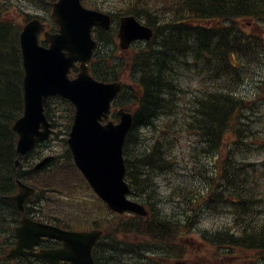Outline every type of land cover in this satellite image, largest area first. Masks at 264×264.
Masks as SVG:
<instances>
[{
  "label": "trees",
  "instance_id": "16d2710c",
  "mask_svg": "<svg viewBox=\"0 0 264 264\" xmlns=\"http://www.w3.org/2000/svg\"><path fill=\"white\" fill-rule=\"evenodd\" d=\"M126 2L120 12L136 15L155 30L153 40L139 49L127 64L134 86H126L124 94L122 93L117 102L134 113V126L125 144L127 176L135 194L147 201L153 208V213L147 218L133 214L118 215L109 211L101 200L90 193L88 201L92 207L87 214L93 216L89 224L105 227L106 234L100 242L109 237L113 259L118 260L122 259L125 252L129 257L134 254L140 255L145 250L167 253L169 244H176L180 249L188 248L184 239L188 233L183 228L192 226L195 214L188 215L182 222L156 206L159 192L155 174L173 166L169 157L170 140L164 135L162 139L148 141L150 136L144 133L146 129L157 130L162 117L175 116L178 113L182 91L188 87V83H185L188 71H195L200 75V80L190 102L189 111L183 118V125L186 124L189 130L197 135V141L204 144L205 152L209 153V156L218 154L221 162L218 167H221L214 169L209 175L201 174L199 181L202 185L197 187V190L195 184L199 181L190 179L189 184L182 187L179 193L183 194L187 207L193 212L196 211L197 203L199 209L202 208L200 204L218 207L225 201L222 191L230 193L244 187L241 180L243 175L237 170L241 169L239 164L243 161L242 145L235 148V142L231 141L232 145L228 150L232 152L225 160L221 149L224 141H230L227 139L230 136L236 135L239 139L243 135L244 142L251 131L246 122L252 120L251 108L248 100L239 94L237 87L245 76V71L253 69L257 63H264V45L253 47L255 41L251 39V34L236 23L240 19L252 21L263 19L264 0H126ZM5 8V2L0 0V202H6L3 195L9 193L13 187L16 190L17 172L23 180L34 182L38 189L42 187L36 183L38 179L34 176L35 171L32 167L23 169L24 166H16L17 134L12 125L22 114L24 107V70L19 43L21 26L13 24ZM105 58L107 60L103 58V64L111 72L101 70L100 66L94 63L93 73L98 78L108 80L124 76L121 73L124 62L113 63L117 67L115 68L111 66L109 58ZM126 92L131 94V98L124 101L122 98ZM59 104H63L62 107L65 109L64 132H67L72 124L74 107L63 98L56 97L50 100L46 113L59 129V133H62V122L57 112ZM42 147L49 145H45L44 142L38 144V150L33 151V154H37ZM25 157L22 158L23 161ZM61 157L64 166L62 169H59L57 156L46 165L45 170L53 173L54 177L58 171L66 173L71 168L76 171L68 149ZM195 158L197 162H201L200 156ZM47 188L51 192L57 190V184L51 177L48 179ZM87 188L88 185L80 176L77 189L86 192ZM189 188L192 194L188 196L184 190ZM237 194L241 198L239 204L246 207L250 199L242 198L241 192ZM77 199L78 207H82L83 198ZM243 212L248 213L245 209ZM8 213L9 209L6 206H0V220L2 215ZM249 216L250 214L245 216V219ZM45 219L49 220L50 216ZM242 231L238 234L212 233L207 236V241L219 252L221 247L254 250L255 259L252 261H255V264H264V220L252 229ZM123 234H134L133 238L142 237L149 242L127 241L121 237ZM104 247L99 246L97 250L99 256Z\"/></svg>",
  "mask_w": 264,
  "mask_h": 264
},
{
  "label": "water",
  "instance_id": "95a60500",
  "mask_svg": "<svg viewBox=\"0 0 264 264\" xmlns=\"http://www.w3.org/2000/svg\"><path fill=\"white\" fill-rule=\"evenodd\" d=\"M54 6L53 16L61 26V33L50 36L52 46L49 49L37 45V34L41 27L38 20L29 23L21 35L26 69V106L25 114L14 125L20 135L18 152L26 153L33 147L36 139L47 138L52 132L44 115L48 97L53 94L67 97L77 107L69 139L76 163L111 208L120 212L132 210L144 214L141 205L126 199L129 189L123 181V145L132 125V117L121 110L119 124L100 123L103 116L108 117L110 102L120 91L121 85L94 80L87 67L96 44L91 37L92 26L96 24L108 28L110 18L83 8L80 0H59ZM151 36L152 30L138 23L133 16L122 18L120 37L124 48L133 39H149ZM63 50H67V53ZM76 60L82 62L81 72L78 78L70 80L67 74ZM20 186V193L13 196L12 200L22 209L24 200L32 190L24 185ZM18 231L22 239L29 233L64 239L75 251L87 253L82 258L71 257L76 264H94L90 251L100 235L99 231L63 232L28 220L23 221Z\"/></svg>",
  "mask_w": 264,
  "mask_h": 264
},
{
  "label": "rangeland",
  "instance_id": "374dc122",
  "mask_svg": "<svg viewBox=\"0 0 264 264\" xmlns=\"http://www.w3.org/2000/svg\"><path fill=\"white\" fill-rule=\"evenodd\" d=\"M10 5L8 7V10L10 15L15 18V21L20 23L23 19L22 16L16 11L18 8L19 10L26 11L32 15H39L40 17L49 18V14L37 7L34 2H30L29 0H6ZM49 12V11H48ZM49 22V21H48ZM253 30L256 34L259 36H264V29H259L253 26ZM132 52V51H131ZM130 52V53H131ZM129 53V54H130ZM129 54H124V57L129 58ZM253 79V78H250ZM245 91L247 93L250 92V90H255L253 82L248 81L245 83ZM256 120L258 121L261 117H264L263 113H259L255 116ZM193 138L187 134L180 135V139L177 140L175 144V152L174 155L176 156V159L178 160V165H176L175 169L172 170L170 173L167 174H160L159 180L162 185V190L164 191V197H163V207L167 209H175L173 207H170V204L172 203L173 199H169L168 192L170 189H173L174 184H167L168 182H175L177 180H180L184 178V168L187 166L192 170V172L197 175L199 173L198 171V164L196 161H192L193 158L190 156L191 152V140ZM256 146V144H254ZM251 151L256 152V156H252L253 160H256L259 162V160H262V163L259 164L257 167L262 172H264V147L258 146L257 148H250ZM176 204H179V201L176 202ZM180 208H176V211H180ZM5 217V216H2ZM232 215L229 213H220V214H212V213H205L203 214V219L201 221V224L199 226V230H205L207 229H233L234 225L231 221ZM232 223V224H231ZM197 240L191 239L188 242V246L190 247V250L193 252V255L190 257V259L187 261L186 264H230L235 262L237 259L236 257H221L217 254L216 251L211 249L208 246L203 245L202 239L197 237ZM202 242V243H201Z\"/></svg>",
  "mask_w": 264,
  "mask_h": 264
},
{
  "label": "flooded vegetation",
  "instance_id": "af4514ba",
  "mask_svg": "<svg viewBox=\"0 0 264 264\" xmlns=\"http://www.w3.org/2000/svg\"><path fill=\"white\" fill-rule=\"evenodd\" d=\"M6 240H7V242L9 241V237H6ZM3 242V238H0V243H2ZM57 246H50V247H48V248H56ZM41 248V246L39 245V247H38V249H40ZM8 250H9V248H8ZM2 251V250H1ZM7 257L6 255H5V253H4V255H2V254H0V259L2 258V257ZM16 259V258H15ZM17 260L18 261H24V260H27V261H35V260H38V261H40V262H42L43 264H48L47 262H43V261H41L40 259H38L37 257H35V256H33V255H24V256H20L19 258L17 257ZM6 261H10V262H8V264H14V259H8V260H6ZM60 264H69V263H67V262H62V263H60Z\"/></svg>",
  "mask_w": 264,
  "mask_h": 264
},
{
  "label": "bare ground",
  "instance_id": "6f19581e",
  "mask_svg": "<svg viewBox=\"0 0 264 264\" xmlns=\"http://www.w3.org/2000/svg\"><path fill=\"white\" fill-rule=\"evenodd\" d=\"M17 167H18V166H17ZM15 181H16V183H17V182L25 181V180H23V179L19 176V172H17V173L15 174ZM26 181H27V180H26ZM43 191L46 193V192H47V189L45 188V189H43ZM14 192H15V189H14V187H13V189H11V191H10L9 193L3 195L4 199L6 200V202L8 201V199H10V198L13 196ZM6 202L2 201V203H4V204H6ZM13 216H15V215L13 214ZM174 217H175V216H174ZM175 218H176V217H175Z\"/></svg>",
  "mask_w": 264,
  "mask_h": 264
}]
</instances>
